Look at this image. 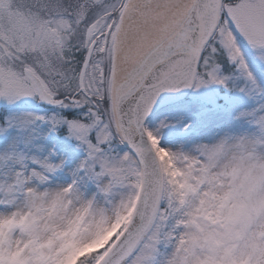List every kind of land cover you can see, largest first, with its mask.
Instances as JSON below:
<instances>
[{"label":"rangeland","instance_id":"374dc122","mask_svg":"<svg viewBox=\"0 0 264 264\" xmlns=\"http://www.w3.org/2000/svg\"><path fill=\"white\" fill-rule=\"evenodd\" d=\"M121 8L100 41L105 63L96 64L94 106L46 109L23 63L0 67V264H71L78 251L104 248L137 203V166L127 151L113 158L110 145ZM217 40L225 65L200 73L185 100L146 125L172 182L126 264H264V28L244 46L226 26ZM53 73L45 75L64 93H52H67L70 73Z\"/></svg>","mask_w":264,"mask_h":264},{"label":"water","instance_id":"95a60500","mask_svg":"<svg viewBox=\"0 0 264 264\" xmlns=\"http://www.w3.org/2000/svg\"><path fill=\"white\" fill-rule=\"evenodd\" d=\"M221 0H196L182 25L150 51L132 75L117 89L116 113L123 138L139 157L144 183L136 212L125 233L100 264H122L134 251L156 213L161 189L160 169L144 130L146 120L162 107L186 95L192 87L197 63L219 15ZM88 53L85 66L91 56ZM84 72V69L83 71ZM47 105L61 104L43 90Z\"/></svg>","mask_w":264,"mask_h":264},{"label":"bare ground","instance_id":"6f19581e","mask_svg":"<svg viewBox=\"0 0 264 264\" xmlns=\"http://www.w3.org/2000/svg\"><path fill=\"white\" fill-rule=\"evenodd\" d=\"M194 1L127 0L116 44L111 89L113 102L119 82L128 79L144 56L179 27ZM116 129L121 135L117 122ZM156 151L163 178L162 192H164L165 187L171 184L172 178L167 168V159L158 149Z\"/></svg>","mask_w":264,"mask_h":264},{"label":"trees","instance_id":"16d2710c","mask_svg":"<svg viewBox=\"0 0 264 264\" xmlns=\"http://www.w3.org/2000/svg\"><path fill=\"white\" fill-rule=\"evenodd\" d=\"M103 251L88 252L84 255H80L75 259L74 264H95L102 256Z\"/></svg>","mask_w":264,"mask_h":264}]
</instances>
